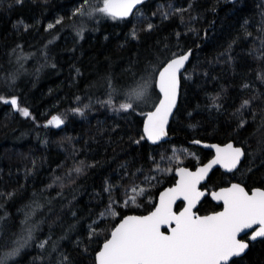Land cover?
Segmentation results:
<instances>
[{
  "label": "trees",
  "instance_id": "16d2710c",
  "mask_svg": "<svg viewBox=\"0 0 264 264\" xmlns=\"http://www.w3.org/2000/svg\"><path fill=\"white\" fill-rule=\"evenodd\" d=\"M100 7L102 0H0L3 264H96L117 222L149 212L175 181L171 173L151 197L117 204L154 173L157 159L174 146L196 151L184 162L192 168L213 155L192 139L233 140L246 152L237 170L215 168L203 188L264 187V0H148L127 19ZM190 49L171 138L150 144L143 122L160 97L157 72ZM124 103L133 108L120 110ZM53 116L64 124L50 125ZM110 206L117 214L101 217ZM221 207L207 195L197 210ZM29 229L32 238L8 257ZM228 264H264V238Z\"/></svg>",
  "mask_w": 264,
  "mask_h": 264
},
{
  "label": "snow or ice",
  "instance_id": "6c2138e0",
  "mask_svg": "<svg viewBox=\"0 0 264 264\" xmlns=\"http://www.w3.org/2000/svg\"><path fill=\"white\" fill-rule=\"evenodd\" d=\"M102 3L103 7L95 11L113 18H124L141 0H102ZM48 27L52 28L53 25ZM188 59L189 54L173 58L158 74V87L163 93V99L155 111L148 113L144 128L148 139L154 142L165 135V125L176 103L178 73ZM141 94L136 91L130 95ZM11 104L16 105L17 100L13 98ZM249 104L250 101H244L241 108ZM119 108L128 111L133 108V104L124 103ZM73 111L80 113L81 109ZM22 114L29 116L26 108ZM48 123L60 127L64 120L60 116H53ZM245 123L247 121H241L240 126L243 127ZM214 147L216 157L205 167L195 173L179 169L178 183L160 195L158 206L149 215L128 216L122 220L98 253V264H227L232 257L241 255L248 247L247 243L238 239L239 234L258 226L250 239L264 237V190L256 189L249 194L241 185L232 184L215 193V198L223 201V211L207 216H199L192 211L203 195L197 185L209 169L217 164L229 170L234 169L245 154L241 147H234L231 143L223 148ZM80 171V168L76 169L77 173ZM143 192L144 189H132L130 201L134 202L136 195H142ZM181 197L187 201V207L177 213L173 205ZM162 226L169 228V234L161 231ZM31 238L29 229L6 255H18ZM44 243L40 247H44ZM0 264H3L2 258Z\"/></svg>",
  "mask_w": 264,
  "mask_h": 264
},
{
  "label": "water",
  "instance_id": "95a60500",
  "mask_svg": "<svg viewBox=\"0 0 264 264\" xmlns=\"http://www.w3.org/2000/svg\"><path fill=\"white\" fill-rule=\"evenodd\" d=\"M146 1H148V0H141V3H140L139 5H137L135 8H133L132 12H131L127 17H124V18H117V19H127V18L131 17V16L134 14L135 10H136L137 8H139L142 4H144ZM228 1H229V2H233V1H236V0H228ZM182 54H189V59L185 62L184 67H183V68L180 70V72L178 73V86H177L176 103H175V106L172 108V111H171V113H170V115H169V117H168L167 124L165 125V135H164L163 137H161V139H159L158 141H155V142H154V141L148 139V137H147V135H146V133H145V131H144V128H145V125H146V123H147V115H148V113L155 111V108L159 105V102L163 99V93L160 92L159 87H158V74H159L160 71L163 70L164 67H166V65H167L168 62H170L173 58H177V57H179V56L182 55ZM191 55H192V49H190V50H188V51H186V52H184V53L178 54V55H176V56L170 58L169 60H167V61H166L161 67H160V69H159L158 72H157L155 83H156V88H157V90H158V92H159V94H160V97H159V100H158V102L156 103V105H155L151 110L147 111L146 116H145V118H144V122H143V133H144V136H145L146 140H147L150 144L157 145V144H160V143H162V142H165V141H167L168 139L171 138V135H170V133H169V126H170V123H171V121H172V119H173V116H174V114H175V111H176V109H177V107H178L179 100H180L181 85H182V82H181V75H182V73L184 72V70L187 68V65H188V63H189V61H190V59H191ZM14 106H15V110H17V108H18V104L14 105ZM188 142H189L190 144H195V145H197V146H199V147H202L203 149H206V150H210V151H212V152H213V155H212L208 160H206L205 162L199 163V164H198L197 166H195L194 168H192V167H190V166H187V165H184V164H181V165L177 166L176 169H175V172H174V173H175V176H176L175 181H174L172 184L163 187V188L159 191V193H158V195H157V199H156L155 206H154L149 212H147V213H128V214L124 215V216H123V217L117 222V224L114 226V228L112 229V231H114L115 228L118 227L119 224L122 222V220H123L124 218L128 217V216H146V215H149L152 211H154V210H155V207L158 206L160 195H161L163 192H165L167 189L175 187L176 184L178 183V181H179V179H180L179 169H180V168H184V169L188 170L189 172H193V173H195V172L198 171V169H200V168H202V167H205L207 164H209V163H210L213 159H215V157H216V147H214V146H219V147L223 148V147H225L227 144L231 143V144H233L234 147H241V148L243 149L244 153L246 154L244 147L241 146V145L236 144L233 140H229V141L224 142V143H219V142H207V141H202V140H200V139H192V140H189ZM245 154L241 157V159H240L238 165H237L236 168H234V169L229 170V169H226V168H224L222 165H219V164H217V165H213L212 168L209 169V171L207 172V174L204 176V178H203V179L198 183V185H197V189H198L200 192H202L203 195H202V196L199 198V200L195 203V205H194V207H193V209H192V211H193L195 214H197V215H199V216H207V215H213V214H216V213H219V212L223 211V209H224L223 201H219V200H217V199L215 198V193L220 192L222 189H225V188H229V187H231L232 184H239V185H241V187H243V188H244L249 194H251V193H252L254 190H256V189L264 190V187H261V186H255V187H253V188H251V189H248L243 183H241V182H239V181H231V182H230L229 184H227V185H224V186H221V187H218V188L212 189V190H208L207 188H203V185H204L205 183H207V181H208V179H209V176L211 175L212 171H213L215 168H221V169H222L223 171H225V172H233V171H235V170H237V169L239 168L241 162H242V161L244 160V158H245ZM207 195H209V196L211 197V199H212L213 201H215L216 203H220V204H222V207H221L220 209L216 210V211H211V212H208V213H200L197 209H198L200 203L202 202V200H203V199L205 198V196H207ZM180 202H182L183 204H182V206H181L179 209H177V204L180 203ZM185 207H187V201L184 200V199L181 197L180 199L176 200V202L174 203V205H173V210H174L175 212L179 213V212L182 211ZM173 226H174V225H173ZM256 227H258V226H254L253 229H251V230H245V232H242L241 234H239L238 239L241 240L242 242L247 243V244H248V247H247V249H246L241 255H239V256H237V257H240V256L244 255V254L247 252V250H248L249 247H250V243H251V242H254V241H257L258 239L264 238V237H257L255 240L250 239V237H251V235H252V233H253V231H254V229H255ZM112 231H111V232H112ZM161 231L164 232L165 234H169V231H170V230H169V228H168L167 226H162V227H161ZM247 234H249V235H248V239L243 238V236H245V235H247ZM108 239H110V236L108 237ZM108 239H106V240L102 243L100 249L96 252V255H95V257H96V264H98V253L102 250V246H103V244H104ZM234 258H235V257H232V258L227 262V264H228L232 259H234Z\"/></svg>",
  "mask_w": 264,
  "mask_h": 264
},
{
  "label": "rangeland",
  "instance_id": "374dc122",
  "mask_svg": "<svg viewBox=\"0 0 264 264\" xmlns=\"http://www.w3.org/2000/svg\"><path fill=\"white\" fill-rule=\"evenodd\" d=\"M148 95L141 98L142 101L146 102L148 100ZM196 151L185 147V146H174L169 154L163 155L159 159L156 160L155 166H154V173L149 176V178L145 181L133 185L129 187L126 191H124V198L122 200L116 201L117 204H120L124 207H127L129 205H135L138 203V197L146 196L151 197L152 194V187L157 186L158 184L161 185L163 181L165 180V177L170 175L171 173L175 172V169L177 166L184 164V162L190 158L193 157L194 159H197ZM114 184L110 187L113 188ZM144 189V192L142 195H136V198L134 202L130 201V197L132 196V189ZM114 213V214H113ZM104 215L101 217H108V216H114L117 214L116 209L114 206H110L108 210H106Z\"/></svg>",
  "mask_w": 264,
  "mask_h": 264
},
{
  "label": "flooded vegetation",
  "instance_id": "af4514ba",
  "mask_svg": "<svg viewBox=\"0 0 264 264\" xmlns=\"http://www.w3.org/2000/svg\"><path fill=\"white\" fill-rule=\"evenodd\" d=\"M229 173H231V172H229ZM248 235H249V234H247V235L243 236V238H246V239H248Z\"/></svg>",
  "mask_w": 264,
  "mask_h": 264
}]
</instances>
